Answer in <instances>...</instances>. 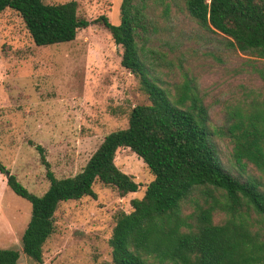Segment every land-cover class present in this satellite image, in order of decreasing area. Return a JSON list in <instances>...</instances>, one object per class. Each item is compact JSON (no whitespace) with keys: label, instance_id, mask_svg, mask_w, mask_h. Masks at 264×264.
<instances>
[{"label":"trees","instance_id":"16d2710c","mask_svg":"<svg viewBox=\"0 0 264 264\" xmlns=\"http://www.w3.org/2000/svg\"><path fill=\"white\" fill-rule=\"evenodd\" d=\"M172 5L239 50L264 58V0H121L119 23L101 15L98 21L122 48L120 64L137 78L148 103L134 105L127 126L105 135L73 176L57 178L35 145L49 182L39 196L0 161L8 188L31 205L21 251L0 248V264H18L21 253L30 264H44L43 245L54 231L58 204L95 197V182L121 196L136 192L139 184L114 162L119 148L140 157L153 178L143 195L131 200V210L117 215L108 239L114 264H264V108L232 113L226 132L235 173L221 163L208 110L193 81L169 90L159 77L162 55L150 45L151 35L156 17H167ZM5 9L21 17L36 46L70 42L88 25L74 0H0V14ZM248 169L257 170L260 179ZM184 201L193 204L186 214ZM216 211L224 213L219 222L213 220Z\"/></svg>","mask_w":264,"mask_h":264},{"label":"rangeland","instance_id":"374dc122","mask_svg":"<svg viewBox=\"0 0 264 264\" xmlns=\"http://www.w3.org/2000/svg\"><path fill=\"white\" fill-rule=\"evenodd\" d=\"M66 1L70 0H43ZM74 1L87 27L74 40L50 46H36L14 10L0 14V161L38 196L49 182L35 145L42 147L57 178L73 176L105 135L127 126L134 105L148 103L137 78L120 64L122 48L98 21L103 15L112 24L119 23L121 0ZM161 9L157 6L156 15ZM156 18L150 45L162 55L159 77L169 90L185 79L193 81L208 110L221 163L237 173L226 127L233 111L253 105L264 108V58L201 28L173 5L167 17ZM114 162L139 184L138 190L121 196L97 181L95 197L60 202L54 231L43 245L44 264H114L108 239L117 215L131 210V200L140 198L153 178L128 148H119ZM248 171L260 179L257 170ZM182 205L184 214L192 211L191 202ZM30 211V203L8 188L0 173V248L21 251ZM223 218L224 213H214L215 222ZM253 218L256 223L257 216L252 214ZM18 264L30 260L21 253Z\"/></svg>","mask_w":264,"mask_h":264}]
</instances>
